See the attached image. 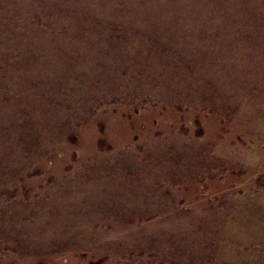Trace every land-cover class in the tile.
Returning a JSON list of instances; mask_svg holds the SVG:
<instances>
[{
	"label": "bare ground",
	"instance_id": "obj_1",
	"mask_svg": "<svg viewBox=\"0 0 264 264\" xmlns=\"http://www.w3.org/2000/svg\"><path fill=\"white\" fill-rule=\"evenodd\" d=\"M62 3L63 10L57 9ZM8 5L27 21L21 16L18 24L9 22ZM36 6L44 11L37 14ZM4 13L6 18L2 17ZM0 32L5 37H0V47L3 45L13 53L22 51L15 64L6 61V52L0 51L2 143L14 138L19 144L16 136L29 128L21 120L23 109L38 112L33 114L39 115L34 119L37 124L49 110L40 91L31 85L49 80L44 75L47 65H38L28 51L21 50L24 45L38 44L37 49L43 50L47 59L54 54H68L72 59L77 52L83 67L77 69L83 70L78 77L68 72L74 79L61 81L62 91L56 95L61 105L51 107L52 114H46L53 117L55 128H80V160L70 159L71 147L67 144L62 145L67 154L65 160L53 158L51 164L44 154L38 155L37 151H46L55 142L56 137L47 136L49 133L43 134L47 137L44 139L52 140L47 145L42 140L39 146L33 145L35 154L30 145L31 155L25 159L8 158L0 150V194L7 197L15 189L17 197L10 203L0 199V235L6 236L4 220L11 213L17 222L10 223L8 235L17 251L1 255L0 264H88L90 259L102 255L116 257L129 248L137 252L154 249L160 258L188 264L193 259L199 260V264L210 259L215 264H264V194L238 197L230 193L220 209L210 207L200 198L194 181L195 175L203 171L202 164L195 161L208 155L205 144H198L193 137L174 138L165 129V138L149 134L157 148L137 149L130 136V148H125L124 153L118 149L113 153L129 159L138 154L152 156L157 162L95 163L89 158L111 153L107 147L89 152L83 140L101 119L111 126L109 117L123 114L110 113L106 118L104 113H94L99 96L136 91L158 95L166 101L167 96L173 95L189 98L193 113L209 108L218 114H232L229 126L244 129L245 137L239 141L226 134L222 141L228 144L234 139L239 156L263 161L264 0H0ZM31 33L41 38L39 42L32 40ZM54 43L58 44L55 49ZM88 52L93 53L88 57ZM94 60L99 61L96 67ZM145 63L151 65L149 70L144 69ZM176 64L182 65L179 73L172 72ZM54 66L53 80L59 83L55 77L65 70H60L58 64ZM127 67V76L120 79V70ZM27 68H32L34 75L22 72ZM49 68L50 65L47 71ZM159 70L165 77H153L162 74ZM166 78L172 79L167 81L172 83V90L166 88ZM151 82L160 84L154 87ZM97 83L103 85L99 95L93 87ZM67 86L68 93H64ZM216 118L220 120L221 116ZM209 120L203 117V123L208 124ZM93 134L92 139L96 137ZM221 136L216 132L207 138L214 141ZM181 144L194 147L185 153L195 160L193 163L176 161L180 152L174 145ZM31 166L39 167L43 176H32ZM254 171L249 168L246 172ZM49 177L52 183L40 189V183ZM227 181L220 187H226ZM38 189L41 196L37 199L33 191ZM181 201L191 207L180 208ZM253 207L258 208L262 217L256 210L251 211ZM259 221L263 223H256ZM91 243L96 244L95 250L88 249ZM64 251L69 253L65 261L60 258ZM82 251H88V255L83 256ZM103 264L113 263L106 260Z\"/></svg>",
	"mask_w": 264,
	"mask_h": 264
},
{
	"label": "rangeland",
	"instance_id": "obj_2",
	"mask_svg": "<svg viewBox=\"0 0 264 264\" xmlns=\"http://www.w3.org/2000/svg\"><path fill=\"white\" fill-rule=\"evenodd\" d=\"M48 2L50 3V1H48ZM49 7H52L51 4L49 5ZM6 8H7V12L11 16L10 18H7V20L9 22H12L13 24H18L21 16H23V15L21 13H19V15H17L16 10L14 8H12L11 5L10 6L8 5ZM35 8H36L35 12L37 14H41L44 11V10L40 9L41 6H36ZM63 8L64 7H63V3H62L61 5H59V7L57 9L63 10ZM50 9H52V8H50ZM14 14H16V16ZM2 15H3L2 16L3 18H6L5 13ZM46 17L47 18L50 17V13H48V15ZM23 18H25V17L23 16ZM25 20L27 21L26 18H25ZM17 29L21 33V29L18 26H17ZM0 37L5 38L4 34L1 32H0ZM37 37H36V35H33L32 40H37V42H39V40L41 38L40 37L37 38ZM4 41H6V39H4ZM53 45L55 46L54 47V49H55L56 45H58V44L54 43ZM37 46H38V44H26V45H24L25 48L21 49V50L26 51V52L28 51L29 53L27 52V54L38 65L42 64V63L47 65L46 69L44 70V73H45L44 75L47 76V78L49 80L44 81L40 85H37L38 84L37 82L31 83V85L34 89H37L38 91H40V93H41V94H39L40 97L43 98L45 103L47 104L49 110L46 114H49V113L52 114V108L55 106H59V104L61 105V102H62L61 100H59V98L56 97V95L58 94L57 91H60V90L62 91L61 81L64 82V80H68V82H69V81L73 80L74 79L73 75L77 76L78 73L83 71V70L80 71L77 69L78 68L83 69V67L80 66L81 62H79L77 60V57L79 58L80 56L78 55V53L75 50H74V53L76 52V56H74L75 59L73 57L71 59L70 55H68V54H61L60 57L57 56L56 54H54V56H52V59H47L45 54H44V51L41 49L39 51L37 49ZM2 48H3V45L0 47V51H2L3 53L6 52V55L4 56V59H6V61H8L9 63H14V64H15V61H20V55L22 54V51L18 50L17 51L18 54H17V53H13L12 50H10L8 48H5V49L3 48V50H2ZM59 51H61V50H57V53ZM91 53H93V52H88L87 56L89 57ZM65 57H66V59L63 60ZM30 58L27 57V60H30ZM44 61H45V63H44ZM98 62L99 61L96 62V60L92 61V63H94L93 64L94 67L97 66ZM151 63L154 64L153 62H151ZM54 64H58V66L60 67V70L61 69L65 70V71H62V73H59L57 75L58 77L57 76L55 77V79H58L59 83L57 81L53 80L54 72L52 71V69L55 68ZM49 65H50V68L47 71V67ZM117 65L118 64H116V68H117ZM40 67H41V65H40ZM143 67H145L144 69L149 70L151 68V65L149 63H145V64H143ZM180 67H182L181 64L174 65L173 66L174 70L172 72L179 73V70L181 69ZM128 68L129 67L123 68L121 70L119 69L120 75H121L120 79L127 76L128 72H129ZM161 71L162 70H159L158 73ZM22 72L23 73L29 72L30 74L34 75V70L32 68H27L25 71H22ZM68 72L72 73L73 75L70 76V74ZM161 73L162 74L153 75V77H155V78H161V76H162V78L165 77V73L163 71ZM112 77L115 78V75ZM168 80L172 81V79L166 78V82H165V84L167 86L166 88L168 90H172L173 89L172 83L167 82ZM161 81H165V79L161 80ZM158 82H151V85H154V87H155V86H157L156 84H160ZM102 86L103 85L100 83H97V85L93 86L95 88L94 89L95 94L97 93L99 95V93L103 92V90H101V88H100ZM113 86H116V85L114 84ZM137 86L138 87L141 86L140 82L137 84ZM50 88H52V90ZM68 88L69 87L67 86L64 89L65 90L64 93H68V91H67ZM134 88H137V87L134 86ZM71 91H74V90H71ZM167 97L168 98L165 101L166 98H164V97H161L158 95H155V96L143 95L142 93H137L136 91H134L133 93L132 92L129 93L127 91L126 94L123 93V95H120V96L119 95L118 96H112V95L111 96H105V95L99 96L98 97V105L95 108L94 113H97V112L98 113L99 112L104 113L102 115H104L106 118L109 117V116H107V114H110V113L111 114H118L119 112H122L123 114H120V115L118 114L119 117H117L118 115L115 117L110 116L109 118L111 120V126H108V124L104 120L101 119L98 124L96 123L97 127H95L96 128L95 130H93L94 132L91 131L87 137L83 138V140L85 139V143L87 144L89 152L94 148L98 149L100 151V149L103 150L104 148L107 147L109 150L108 152L111 153V154L97 155V156L94 155L93 157L89 158V160H93V162H95V163H99V162L100 163H103V162L104 163L122 162V161H127V160H130V161L136 160V161H142V162H157L154 160V157H152V156H144L143 157V156L138 154V155H134V157H130V159H129L128 157H126V155L118 156V155L113 154V153L117 149L119 151L121 150L122 153L127 151L128 148H130V146H131L130 142L127 139L130 136H132V137H130V139L133 140L135 143H137V149L142 150L143 148H147V149L148 148L149 149L150 148H157L158 146H156V144H154L155 141H153L152 139H149V134H151L153 136L155 135L158 138H163V137L165 138L166 135L164 134V130L167 129V130H169V132L171 131L170 133L173 135L174 138H180L181 137V138H184L186 140H190L193 137L196 141L199 142L198 144H201V145L205 144L204 148L206 149V151H207L206 153H208V155H202V156H200L201 159H197L196 161L193 159L192 160L189 159L190 157L185 155V153H187L189 150H192L194 148L191 145H188V144L174 145V149H176L178 152H180V155L177 157L178 159L176 158L177 162L180 163V162H184V161L186 162L187 161L188 163H193L195 161V163L202 164L201 168L203 171L201 174L195 175L194 181L196 182L198 190L200 192V198L203 200H206L210 207H212V208L217 207L220 209L222 207L224 197H226V195L230 194V193H236L238 197H243V196L256 197V196L264 194V160L260 161L258 159L253 158V157L252 158L251 157L242 158L237 153L239 151V149H238V147H236V142L234 139H231V142L228 144H225L226 142L222 141L225 139V137L227 135H232L233 137H235L239 141H243V138L245 137L244 133L246 131L244 129H241V128L238 129V128H234V127L229 126L230 120L232 118V114H230V113H226V114L219 113L218 114L217 112H215L214 110L209 109V108H203L200 113H198V112L193 113V112H191L192 104H191V101H189V98L183 99V98H181V96L177 97V96H173V95H169ZM44 101H43V103H44ZM62 104H66V103H62ZM27 110H29L30 112L25 111L23 109V111H21L20 113L24 117H26V118H24V117L21 118V120L23 121V123H26L25 125H28L29 128L25 131L23 130V133L22 132L18 133V135L16 136V138L19 140V144L15 141L14 138L9 139V141L6 139L5 143L0 142V150L2 151L4 156L7 155L8 158H14L15 157V158H22V159H25L28 156L30 157L31 151H32V154L36 153V147L33 145H35L36 143H39L40 140H42V143L44 145H47L50 142V140H52V139H49L47 141V139H44V138H47L44 135H47V133H49L47 136L56 137L55 142L53 141L52 145H50L49 149L46 151L39 149L40 151H37L38 155L44 154L47 158V161L50 162L51 164H52L53 158L55 159V161L65 160L67 154H66L65 148H63L62 145L67 144L68 147H71L70 148V151H71L70 159L72 161L74 159L73 162L80 160V158L82 157V151L79 148V147H81L80 146L81 142H80V138H79L80 132H81L80 128L78 130L77 128H74L71 126H66V125L62 126V127L60 126V129L55 128L56 125L51 122V120H54L53 117L49 116V115L47 116L46 114H45V116H41L42 121L39 124H37V120H34V119H36V117H38L39 115L35 116V117H34V115H35V113H38V112L36 110H30V109H27ZM145 110H147V111H145ZM112 112H114V113H112ZM156 114H158V115H156ZM212 116L214 117L213 120H212ZM218 116H221L220 120L219 119L217 120L216 117H218ZM18 117H19V115H18ZM203 117H205L206 119H210L208 124L203 123ZM211 121H214V123ZM46 123H48V124H46ZM125 123H126V125H125ZM105 124H107V125H105ZM32 130L35 131V132H33L34 134L33 133L31 134ZM216 132H220L222 134V136H221L222 138L220 139L221 141L220 140H214L213 141V140H209L207 138L208 135L210 136L211 133L213 135ZM261 132H264V129H262ZM92 134L94 136H96L93 139H92V137H90V135H92ZM145 135H147L148 137ZM151 135H150V137H151ZM110 139H112V141ZM98 142L100 143V146H99ZM30 145H32L31 151H30ZM39 145H40V143L38 144V146ZM22 147H26V148H22ZM121 148H123V149H121ZM205 149H201V152H203ZM26 150H27V152H26ZM2 153L0 152V154H2ZM24 154H26V155H24ZM110 159L111 160L113 159V160L111 161ZM203 164H205V165L203 166ZM32 166H34V165H32ZM32 166H31V168H33V172L31 173L32 176L35 175V176H41L42 177L43 172L41 170L37 169L39 167L34 168ZM249 168L255 170L253 173H251L252 175L248 174L246 172L247 169H249ZM236 169L238 171H235ZM229 171L231 173L230 175H232V176H229V173H228ZM226 181H227L228 185L224 188L220 187L221 184L226 183ZM47 183H49V184L52 183L51 177L45 178L43 180V182L40 183L39 188L42 189L44 184L48 185ZM214 183H215V185H214ZM218 184H220V185H218ZM23 187H25V185ZM14 190L11 194H9L7 196V197H9L8 199H7V197L3 196L4 194H0V199H5L6 202H8V203L15 201L17 197L15 194L16 192ZM24 190L26 191V193L28 192L27 188H24ZM39 191H41V190L38 189V190L33 191L34 197H36L37 199L40 198V196H41V193ZM179 206L182 209H188L191 207V206L185 204L184 201H181ZM254 210H256L257 213L259 212L258 208H256V207H253V209L251 211H254ZM9 212H10V210L6 211L7 214ZM17 215L19 216L20 213L18 212ZM260 215L262 217L261 212H259L258 216H260ZM14 216H15V214L12 215V213H11L9 215V218L8 219L6 218L4 220V222H7V225H4V230H5L4 232H6V236L0 235V256L6 255L9 253L15 254L17 251L16 247L12 244L13 241H11V239H10L11 237L8 236L9 233H11L10 232L11 231V226H10L11 224L10 223H17V222H14V221H16L14 219ZM256 223H263V222L259 221ZM91 244L89 245L88 249H91V250L94 249L95 250L96 244H94V243H91ZM143 249L141 251L137 252V251H134V248L133 249L129 248V249H127V251L124 250L120 255H118L116 257H109L107 255H102L96 259H94V258L90 259L88 264H103L106 260L112 261L113 264H188L185 261H181L179 259L171 260L168 258H160L154 249L153 250L148 249V248H143ZM61 254H62V256L60 255V258H62V260L65 261L68 259L69 253L67 251L62 252ZM82 255L87 256L88 251H82ZM190 261H191L190 264L201 263L199 260H194V259L190 260ZM38 263L45 264L43 262H38ZM210 263L215 264V261L212 262V259L206 261V264H210Z\"/></svg>",
	"mask_w": 264,
	"mask_h": 264
}]
</instances>
